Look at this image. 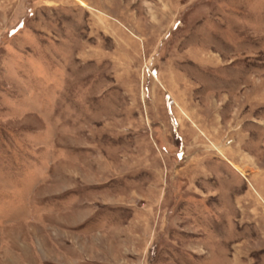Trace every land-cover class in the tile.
Here are the masks:
<instances>
[{"label": "rangeland", "instance_id": "rangeland-1", "mask_svg": "<svg viewBox=\"0 0 264 264\" xmlns=\"http://www.w3.org/2000/svg\"><path fill=\"white\" fill-rule=\"evenodd\" d=\"M0 264H264V0H0Z\"/></svg>", "mask_w": 264, "mask_h": 264}]
</instances>
